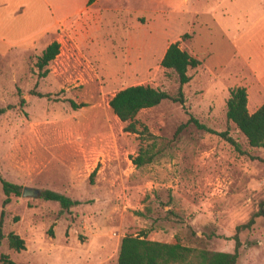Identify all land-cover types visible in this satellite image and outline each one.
Here are the masks:
<instances>
[{
  "label": "rangeland",
  "instance_id": "rangeland-1",
  "mask_svg": "<svg viewBox=\"0 0 264 264\" xmlns=\"http://www.w3.org/2000/svg\"><path fill=\"white\" fill-rule=\"evenodd\" d=\"M34 16L15 33L29 35L24 41L0 40V107H9L0 114V176L78 203L62 210L20 193L2 206L0 186V253L14 264H115L123 235L232 251L236 233V264H264V218L235 230L264 200V147L249 146L225 117L235 86L245 88L248 110L264 100V0H100L55 29L58 53L44 76L34 62L50 31H34L51 16L38 3ZM174 41L199 60L187 68L183 104L136 113V128L153 139L124 131L108 99L133 84L173 94L176 77L159 61ZM149 145L155 158L134 166L129 157ZM145 205L150 212L137 215ZM8 232L24 249L7 246Z\"/></svg>",
  "mask_w": 264,
  "mask_h": 264
},
{
  "label": "trees",
  "instance_id": "trees-1",
  "mask_svg": "<svg viewBox=\"0 0 264 264\" xmlns=\"http://www.w3.org/2000/svg\"><path fill=\"white\" fill-rule=\"evenodd\" d=\"M94 0H87L90 4ZM59 44L52 40L46 44L39 55L36 56L34 65L39 76H44L48 69L46 65L58 53ZM160 66L170 69L177 80V88L173 94H170L157 87L148 84H133L116 90L108 99L107 104L113 114L119 121L124 122L123 130L131 133L144 134V137L154 138V135L147 131L146 126L142 125L141 129L136 128V113L144 108L157 105L163 100L177 102L183 104L184 97L182 85L185 84L190 76L187 74L188 67H195L199 64V60L191 56L187 51L178 46L177 41L169 43L159 61ZM34 95L44 96L46 94L37 91L31 92ZM22 100V99H20ZM71 108L76 109L83 106V103H75L68 99ZM247 95L243 86H235L229 90L228 97L225 100V117L231 121L239 132L244 136L246 142L252 147H264V100L252 112H248L246 107ZM8 106L0 107V114L3 113ZM219 135L230 143L236 150L240 151L236 141L225 131ZM158 151H152L151 146L139 148L134 156H130L131 163L138 167L151 162ZM257 158V157H253ZM261 161L264 162V159ZM94 167L89 173V180L95 173ZM0 186L4 198L2 206L9 201V195H18L21 193L20 185L11 183L0 176ZM39 196L46 200L58 202L60 209H68L70 206L78 203L77 200L50 190H39ZM150 212L148 206H144L143 210L135 211L137 215L146 216ZM173 215V211H165ZM4 211H0V240L3 238L1 230L2 218ZM264 218V200H260L256 210L251 214L244 223L235 226V230L249 227L254 222V217ZM168 217V216H166ZM234 246L232 251L208 250L205 248L190 247L179 242H162L153 239H147L145 231L135 235H123L119 239L116 262L115 264H236L238 257V248L240 246L237 234L233 235ZM7 246L19 251L24 249L23 239L16 233L8 232L6 234ZM1 264H14L9 257L0 253Z\"/></svg>",
  "mask_w": 264,
  "mask_h": 264
},
{
  "label": "crops",
  "instance_id": "crops-1",
  "mask_svg": "<svg viewBox=\"0 0 264 264\" xmlns=\"http://www.w3.org/2000/svg\"><path fill=\"white\" fill-rule=\"evenodd\" d=\"M48 1L0 0V40L9 44H15L24 41V39H26L29 35L15 36V33L18 31V29L20 30L21 27L24 28V25L28 26L29 22L26 23V20L23 21V18L24 16H28L29 18L34 16V7L37 3L39 7H42L44 5L51 16L49 22L38 26L37 28H35L36 30L34 31L40 34L44 32L46 33V31H50L49 40L47 43H45V45L52 41L51 35L54 33L56 28L66 24L68 21L74 20L82 16L84 12H87L91 7H95L100 3V0H94L90 4H87V0H81V2L73 8L72 3L76 2V0ZM51 1L53 2V4L50 3ZM34 17H39V13L38 16L35 15ZM19 18L21 19L20 22H18ZM261 79V83L264 85V77ZM257 107H252V109L247 110L248 112H252Z\"/></svg>",
  "mask_w": 264,
  "mask_h": 264
},
{
  "label": "water",
  "instance_id": "water-1",
  "mask_svg": "<svg viewBox=\"0 0 264 264\" xmlns=\"http://www.w3.org/2000/svg\"><path fill=\"white\" fill-rule=\"evenodd\" d=\"M40 191L35 188H29V187H22L21 195H29V196H35L39 195Z\"/></svg>",
  "mask_w": 264,
  "mask_h": 264
}]
</instances>
